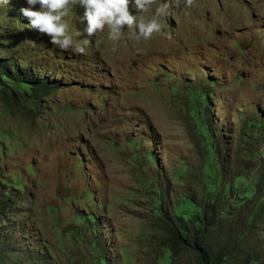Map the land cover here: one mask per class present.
<instances>
[{
	"label": "rangeland",
	"instance_id": "374dc122",
	"mask_svg": "<svg viewBox=\"0 0 264 264\" xmlns=\"http://www.w3.org/2000/svg\"><path fill=\"white\" fill-rule=\"evenodd\" d=\"M165 2L171 39L87 37L77 6L66 19L86 55L31 30L27 0L0 6V57L62 82L0 81V232L20 264H183L167 225L195 208L179 193L204 202L200 172L222 210L264 209V0H154L140 18Z\"/></svg>",
	"mask_w": 264,
	"mask_h": 264
},
{
	"label": "trees",
	"instance_id": "16d2710c",
	"mask_svg": "<svg viewBox=\"0 0 264 264\" xmlns=\"http://www.w3.org/2000/svg\"><path fill=\"white\" fill-rule=\"evenodd\" d=\"M19 59L14 56L0 57L2 83L6 81L18 89L32 92L49 91L62 84L59 78L39 74L41 67L22 65ZM199 174L195 181L204 202L192 200L188 193L187 197L179 193L188 202H194L195 208L193 212H177L175 209L167 225L168 240L176 250L184 253L183 264H264V238L259 235V230L264 227V209L255 208L254 204L248 212H233L231 208L235 206L230 200L226 209L222 210L217 205L219 197L215 196L216 174L206 171ZM4 195L6 198H0V217L12 197ZM162 197L160 194L156 201L159 202ZM159 206L161 208V204ZM12 240V230L0 232V264H20L18 258L10 256Z\"/></svg>",
	"mask_w": 264,
	"mask_h": 264
},
{
	"label": "clouds",
	"instance_id": "9594fccd",
	"mask_svg": "<svg viewBox=\"0 0 264 264\" xmlns=\"http://www.w3.org/2000/svg\"><path fill=\"white\" fill-rule=\"evenodd\" d=\"M154 0H27L29 7L19 9L20 13L29 21L31 30L42 36L49 37L50 43L61 51L71 50L78 55H86L91 40L98 32L108 30V39L118 41L121 39L125 27L135 30L136 39H149L154 33L171 35L163 32L167 27L160 18L170 15V3L161 4L152 19L145 21L139 14L147 11ZM186 6H191L193 0H185ZM11 0H0V6H9ZM36 5L39 8L36 9ZM77 6L84 8L80 22L87 21L84 33L78 28L73 29L66 17ZM134 10V11H133Z\"/></svg>",
	"mask_w": 264,
	"mask_h": 264
}]
</instances>
